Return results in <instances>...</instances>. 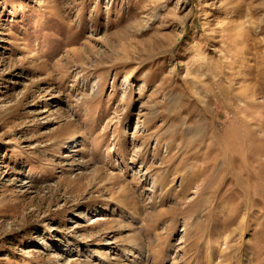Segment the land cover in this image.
Listing matches in <instances>:
<instances>
[{
	"label": "rangeland",
	"instance_id": "rangeland-1",
	"mask_svg": "<svg viewBox=\"0 0 264 264\" xmlns=\"http://www.w3.org/2000/svg\"><path fill=\"white\" fill-rule=\"evenodd\" d=\"M0 264H264V0H0Z\"/></svg>",
	"mask_w": 264,
	"mask_h": 264
}]
</instances>
